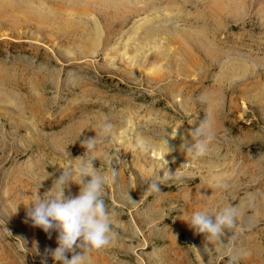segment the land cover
Segmentation results:
<instances>
[{
	"label": "rangeland",
	"instance_id": "374dc122",
	"mask_svg": "<svg viewBox=\"0 0 264 264\" xmlns=\"http://www.w3.org/2000/svg\"><path fill=\"white\" fill-rule=\"evenodd\" d=\"M105 121L92 155L116 170L115 236L84 264H264V0H0V264H42L58 247L26 205L55 195ZM202 122L215 138L192 159L170 133L192 141ZM167 168L183 178L150 194ZM227 206L237 224L221 240L186 222Z\"/></svg>",
	"mask_w": 264,
	"mask_h": 264
},
{
	"label": "clouds",
	"instance_id": "9594fccd",
	"mask_svg": "<svg viewBox=\"0 0 264 264\" xmlns=\"http://www.w3.org/2000/svg\"><path fill=\"white\" fill-rule=\"evenodd\" d=\"M178 129L170 133V137L181 136L183 140L181 148L185 153L192 159L207 154L208 146L215 138L209 123L202 122L192 130V141H189L188 137L181 134ZM112 131L113 125L110 122L102 123L98 135L81 142L88 155L85 156L84 153L75 158L76 162L69 163L63 168L61 175L55 180L53 185L55 195L41 198L37 191L36 198L26 205L27 217L34 227L41 228L49 236L53 231H58V247L55 250H46L42 264H47L48 254L59 264H84L85 252L101 250L109 246L114 238L110 213L104 199V188L109 182H114L116 170L109 167L108 174H102L97 167H94L95 157L92 155L97 145L105 143ZM164 143L166 145L165 154H167L173 149L166 140ZM139 146L144 147L145 145L141 142ZM165 154L161 156L162 167H167L168 163L164 159ZM182 178V174L169 172L167 168V175L163 177V181H151L148 184V191L150 194L159 193L162 183L166 184L169 180ZM72 183L80 186L79 194L66 196L65 189ZM41 186L39 184L38 188ZM127 198L136 203L129 196V192ZM16 211L17 206L14 212ZM237 216V209L227 206L215 215L210 212H194L186 222L196 233L204 234L205 238L221 240L225 229L236 228ZM77 249L82 251L78 253ZM67 253H72L71 258L66 255Z\"/></svg>",
	"mask_w": 264,
	"mask_h": 264
}]
</instances>
